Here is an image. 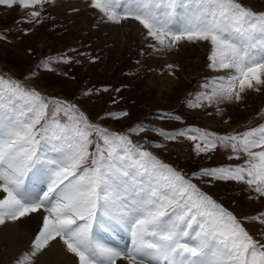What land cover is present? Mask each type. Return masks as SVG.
Returning a JSON list of instances; mask_svg holds the SVG:
<instances>
[{
  "label": "snow or ice",
  "instance_id": "1",
  "mask_svg": "<svg viewBox=\"0 0 264 264\" xmlns=\"http://www.w3.org/2000/svg\"><path fill=\"white\" fill-rule=\"evenodd\" d=\"M55 2L0 5H18L29 10L26 22L41 23L45 6ZM88 6L100 24L138 22L147 49L141 54L166 58L185 44H208V68L223 75L206 78L189 107L216 106L219 113L225 102L264 94V11L241 0H88ZM177 69L165 63L159 71L174 77ZM257 115L264 121V111ZM149 130L166 140L186 136L198 154L227 148L243 163L189 176L132 140L128 133L144 132L143 125L128 133L111 131L74 102L0 76V226L39 216L29 248L15 264H36L53 242L76 264H264V233L255 238L243 220L194 182L235 181L255 199L264 198V122L225 135L200 128ZM33 178L44 188H31ZM256 219L264 226V214ZM114 225L128 235L115 246L99 238Z\"/></svg>",
  "mask_w": 264,
  "mask_h": 264
},
{
  "label": "rangeland",
  "instance_id": "2",
  "mask_svg": "<svg viewBox=\"0 0 264 264\" xmlns=\"http://www.w3.org/2000/svg\"><path fill=\"white\" fill-rule=\"evenodd\" d=\"M75 1L80 9L64 6L62 0L46 5L40 17L41 23L26 22L24 18L29 10L18 5H0V76L17 79L50 97L70 99L93 123L111 131L128 133L130 128L143 125L144 132L128 133L132 140L189 176L204 168L243 163V158L236 159L227 148L218 146L211 153L198 154L194 142L186 136L166 140L159 132L149 129L176 132L200 128L219 135L243 132L264 122L257 115L264 111V94L249 92L241 103L225 102L220 105L219 113L216 106L191 108L187 102L201 90L199 85L206 78L223 75V72L208 68V44H185L166 58L141 54L147 49L140 42V35L135 36L130 30L121 33L123 26L129 29V24L138 22L130 20L122 26L100 24L81 15L98 17L96 10L88 6V0ZM241 2L255 11H264V0ZM112 28L120 32L113 33L110 31ZM165 63L178 65L174 77L159 71ZM104 88L107 91H103ZM121 111L128 115L121 118L105 116L106 113ZM165 114L180 119H162ZM156 144L165 147L158 148ZM34 180L41 185L36 186ZM194 182L243 220L255 238L264 233V226L256 219L264 214V198L255 199V193L250 192L245 184L223 180ZM29 185L37 191L44 188L37 178H33ZM38 221L39 216H33L23 223L8 222L0 226V264H15L18 256L29 248ZM23 224H29V231L25 225L23 228ZM19 225L21 237L18 239L15 228ZM105 232L109 236L116 234L123 243L128 240V237L123 238V229L114 225L110 230L99 232V238L105 243L114 245L104 240ZM60 244L53 242L39 256L36 264H46L42 260L45 252Z\"/></svg>",
  "mask_w": 264,
  "mask_h": 264
},
{
  "label": "bare ground",
  "instance_id": "3",
  "mask_svg": "<svg viewBox=\"0 0 264 264\" xmlns=\"http://www.w3.org/2000/svg\"><path fill=\"white\" fill-rule=\"evenodd\" d=\"M63 1V4H64V6H73V7H75V8H81V6H76V4H77V1H75V0H62ZM79 1H81V0H79ZM85 2V1H84ZM63 7V6H62ZM83 7V6H82ZM78 9V11H76V12H82V10H79ZM95 12V11H94ZM81 15H83V16H85V17H87V19H91V20H94V21H96V22H98V17H97V15H92L91 17L89 16V15H87V14H81ZM135 22V21H134ZM119 28V27H118ZM128 30H130L135 36H137L138 34L140 35V38H139V40H140V42L142 43V45L144 44L145 45V41H144V38H143V34L141 35V32L142 31H144V29L142 28V26H138V24H135V23H131V24H129V29H128V27L127 28H124V26H123V28H122V31H121V33H128L129 31ZM111 32H113V33H119L120 31H118L117 29H115V28H112L111 30H110ZM118 35H121V34H118ZM144 42V43H143ZM0 66H1V64H0ZM217 73H219V72H217ZM255 94V93H254ZM34 182V184L36 185V186H39V185H41V183L40 182H38V181H33ZM27 220H30V219H27ZM37 222V221H36ZM35 222V223H36ZM28 223H29V221H28ZM24 225L25 224H23L22 226H23V228H24ZM20 226L21 225H19L18 227H16L15 228V231H16V233H15V237H17L18 236V239H19V237H21V228H20ZM26 226V230H28L29 229V224L27 225H25ZM32 226H33V224H32ZM35 227H36V225H35ZM34 227V228H35ZM11 230H13V228H11ZM29 231V230H28ZM33 233V232H32ZM1 234V233H0ZM109 235V234H108ZM118 235V234H117ZM111 236H116V234H111ZM117 237V236H116ZM16 239V238H15ZM127 239V238H126ZM17 240V239H16ZM118 240H116V242H117ZM121 241V240H120ZM127 241V240H126ZM112 242H114V241H112ZM117 244L119 245V241L117 242ZM121 244V243H120ZM55 247H56V245H54ZM54 246L53 247H51L50 249H49V251L48 252H45V255L43 256V258H42V260H45L47 263L46 264H76V258L72 255V254H70V253H68L67 251H66V249L62 246V244H60V245H57V247L56 248H54ZM48 250V249H47Z\"/></svg>",
  "mask_w": 264,
  "mask_h": 264
}]
</instances>
